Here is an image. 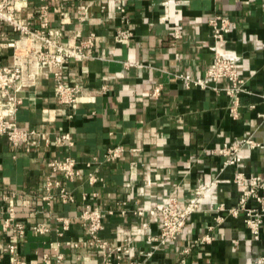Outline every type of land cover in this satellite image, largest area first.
<instances>
[{"label": "crops", "instance_id": "obj_1", "mask_svg": "<svg viewBox=\"0 0 264 264\" xmlns=\"http://www.w3.org/2000/svg\"><path fill=\"white\" fill-rule=\"evenodd\" d=\"M40 3L28 0L20 10L33 28ZM123 3L126 24L120 23L114 0L50 1L49 26L60 41L78 44L94 32L95 43L85 51L88 57L69 59L63 66L64 82L76 80L82 86L72 108L58 102L52 77L39 75L33 86L17 93L22 102L11 118L36 134L29 144L19 145L0 135V203L11 205L15 221L25 227L18 242L20 258L44 264L42 256L54 253L50 244L59 243L63 258H52L51 264H101L78 217L88 203L103 211L100 236L110 247L128 241V252L114 264H260L256 260L264 256V220L254 240L244 213L234 216L228 210L248 187L247 181H233L237 172L264 175V0ZM215 14L231 21L224 46L238 54L246 82L235 119L228 114L227 80L187 88L181 77L202 78L212 64L208 20ZM119 27L131 30L128 42L114 40ZM17 37L18 32L0 22V65L12 62ZM156 87L159 92L152 95ZM66 132L72 145L57 141ZM243 138H253L263 148L242 146L240 162L223 167L226 157L217 149ZM116 145L124 148L118 159L86 167L93 156L102 160L107 148ZM66 156L81 171L71 181L47 165ZM93 169L102 180L90 184L87 173ZM47 178L60 180L74 201L62 202L55 186L50 189L53 198L44 200ZM212 180L216 185L176 239L164 244L149 239L159 233L160 217L138 215V210L161 206L170 196L183 205L198 185ZM3 195L7 201L1 200ZM248 205L255 204L250 200ZM62 218L68 220L66 230ZM1 223L2 215L0 264H10L5 246L13 237L2 231ZM38 223L49 231L34 232ZM205 234L210 242H195Z\"/></svg>", "mask_w": 264, "mask_h": 264}, {"label": "built area", "instance_id": "obj_2", "mask_svg": "<svg viewBox=\"0 0 264 264\" xmlns=\"http://www.w3.org/2000/svg\"><path fill=\"white\" fill-rule=\"evenodd\" d=\"M50 1L52 0H41L37 12L38 25L33 28L29 18L21 17L20 15V10L27 7L28 0H0V22L18 32V37L14 41L12 62L0 65V135L6 136L14 145L29 144L30 137L36 134L34 129L20 127L11 119L22 102L17 93L26 87L33 86L37 76H51L58 102L72 108L78 102L82 86L76 80L64 82L63 66L69 59L81 60L88 57V53L86 54L85 51L92 48L95 43L94 32H90L78 44L60 41L54 30L49 26L48 12ZM122 1L124 0H114V7L119 15L120 23L126 24L128 22L125 15L126 8ZM81 9L84 10L86 7L81 6ZM208 24L211 27V36L214 42L211 46V50L214 53L212 64L207 68L202 78L193 79L188 74H184L181 77L187 88L190 86L205 88L208 87L210 82H215L218 79L227 80L228 85L224 90L230 97L228 114L232 119H235L238 116L240 94L246 93L247 89L245 79L239 72L238 54L224 46L225 35L230 31L231 21L222 14H215L208 20ZM173 33L175 37L180 36L178 30ZM131 35L130 29L119 27L114 33V40L118 43H126ZM158 92L159 87H156L152 95H157ZM71 116L69 115V117ZM262 116L264 117V114ZM57 141L67 142L69 145L73 144L68 132L58 135ZM242 146H248L252 149L263 148V145L253 138L235 139L229 145L217 149L219 154L226 157L223 167L240 162L239 152ZM123 152L124 148L121 145L107 148L102 160L97 156H93L85 165L91 168L92 165L99 166L102 161H114ZM47 165L52 173H59L64 179L69 181L81 175V171L77 168L76 160L70 156L60 160L52 158ZM100 180L102 178L96 174V170L93 169L87 173V181L90 184L97 183ZM233 181L235 183L247 181L248 187L240 194L237 205L228 211L234 216H237L242 211L246 227L251 232L252 238L257 240L264 220V175L256 174L247 177L243 172H237ZM215 185L216 180L198 185L194 189L192 197L183 205L178 204L175 196H170L161 206L138 210V215L148 213L151 217H160L159 233L149 239L159 244L176 239L182 232L187 217L198 209L202 197ZM53 186L57 188V196L62 202L74 201L73 194L61 185L60 180L51 178L46 179L45 188L47 193L42 197L44 200L53 198L50 193V189ZM1 200L7 201L8 198L3 195ZM250 200L254 202V206L248 205ZM219 208H222V205ZM107 212L109 214L112 213L110 210ZM0 215H2V231L13 237L7 241L5 246V252L9 257L10 264H28L20 258L18 253V242L25 233L24 225L15 221V211L11 205L6 207L0 203ZM78 217L88 236V244L99 252L101 264H114L128 252V241L121 245L110 247L107 240L100 236V231L103 228V211L99 208L91 207L88 203H85ZM61 220L62 230L68 229V220L65 218ZM32 230L38 234H44L49 231L48 227L43 223L34 225ZM59 234L62 235V232ZM210 241V235L205 234L195 242L208 243ZM50 245L54 253L42 256L44 264H51L52 258L57 262L63 258V255L57 251L59 243H51ZM74 246L76 247L77 245L75 244ZM256 261L264 264V256L259 257ZM135 264L140 263L137 262Z\"/></svg>", "mask_w": 264, "mask_h": 264}]
</instances>
